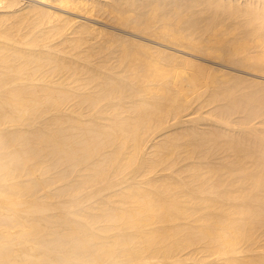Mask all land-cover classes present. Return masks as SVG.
Wrapping results in <instances>:
<instances>
[{
	"label": "bare ground",
	"instance_id": "bare-ground-1",
	"mask_svg": "<svg viewBox=\"0 0 264 264\" xmlns=\"http://www.w3.org/2000/svg\"><path fill=\"white\" fill-rule=\"evenodd\" d=\"M0 264H264V0H0Z\"/></svg>",
	"mask_w": 264,
	"mask_h": 264
},
{
	"label": "rangeland",
	"instance_id": "rangeland-1",
	"mask_svg": "<svg viewBox=\"0 0 264 264\" xmlns=\"http://www.w3.org/2000/svg\"><path fill=\"white\" fill-rule=\"evenodd\" d=\"M188 57H190V56H188ZM190 58H193L192 56L190 57ZM194 59V58H193ZM196 60H199V59H197V58H195Z\"/></svg>",
	"mask_w": 264,
	"mask_h": 264
}]
</instances>
